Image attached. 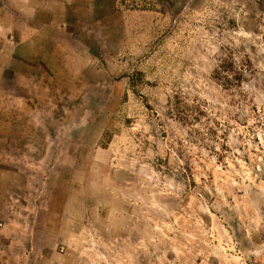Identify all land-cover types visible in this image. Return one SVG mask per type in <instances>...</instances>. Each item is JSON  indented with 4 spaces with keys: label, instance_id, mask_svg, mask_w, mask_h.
<instances>
[{
    "label": "rangeland",
    "instance_id": "obj_1",
    "mask_svg": "<svg viewBox=\"0 0 264 264\" xmlns=\"http://www.w3.org/2000/svg\"><path fill=\"white\" fill-rule=\"evenodd\" d=\"M3 127L0 264H264V0H0Z\"/></svg>",
    "mask_w": 264,
    "mask_h": 264
},
{
    "label": "crops",
    "instance_id": "obj_2",
    "mask_svg": "<svg viewBox=\"0 0 264 264\" xmlns=\"http://www.w3.org/2000/svg\"><path fill=\"white\" fill-rule=\"evenodd\" d=\"M28 36L31 37V35ZM27 42L29 46H34L37 44L35 40L31 39ZM16 46L19 48L20 43H17ZM42 56L43 52L37 54L28 53L26 55H22L20 52H14L12 54V57L18 63H26L30 66H37L38 63H40L39 58ZM25 132L26 131L17 132L8 130L5 127L0 128V154H8L14 151L23 152L24 147L23 149L17 148V150H15L12 146L8 145L7 142L9 141L8 139L19 137L20 134H25ZM30 150L32 151V148ZM28 181V176L26 178L24 168H22L20 165L11 162H3L0 160V218H2L1 213H39V210L33 206L30 195H26ZM35 199L36 198H34V200ZM6 219L8 218L6 217Z\"/></svg>",
    "mask_w": 264,
    "mask_h": 264
}]
</instances>
